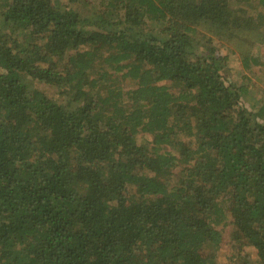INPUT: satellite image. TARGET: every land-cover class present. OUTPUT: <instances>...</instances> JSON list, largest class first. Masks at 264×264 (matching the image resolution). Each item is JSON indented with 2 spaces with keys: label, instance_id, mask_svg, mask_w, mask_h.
<instances>
[{
  "label": "trees",
  "instance_id": "obj_1",
  "mask_svg": "<svg viewBox=\"0 0 264 264\" xmlns=\"http://www.w3.org/2000/svg\"><path fill=\"white\" fill-rule=\"evenodd\" d=\"M67 1L0 4V264H219L226 221L264 264V106L213 41L264 43L250 0Z\"/></svg>",
  "mask_w": 264,
  "mask_h": 264
},
{
  "label": "rangeland",
  "instance_id": "obj_2",
  "mask_svg": "<svg viewBox=\"0 0 264 264\" xmlns=\"http://www.w3.org/2000/svg\"><path fill=\"white\" fill-rule=\"evenodd\" d=\"M61 4L63 3L68 8H79L80 4L75 2H68L67 0H58ZM2 0H0V4ZM97 4L94 3L89 8L94 10ZM242 8H245L247 13L254 17L256 20L261 21V26L258 29V33L264 34V8L256 6L255 0H250L248 4H242ZM149 28L156 31L158 27L154 23H150ZM201 32L197 33V40L201 39L202 34L205 33L204 27H198ZM211 30V29H210ZM1 31V29H0ZM215 40V41H214ZM260 36L257 33H239L236 37H224V36H213V41L218 46L222 45V53H226L228 56L226 66V78L229 82L236 86L246 87L248 94L251 96L250 106L254 104L253 112H258L260 106H264V43L260 42ZM219 47V46H218ZM233 50V51H232ZM230 51V52H229ZM251 53L257 60L255 65H251L249 69H244L240 61L241 56ZM250 54V55H251ZM168 85L170 82H163ZM125 87H129V83H122ZM33 87L43 91L47 96L54 97L57 100H63L64 97L60 93L59 89L53 86H46L41 82H32ZM175 90L178 88L177 85L173 87ZM173 89V90H174ZM248 95V96H249ZM251 111V109H250ZM262 116L256 117V121L264 123V109L261 110ZM186 138V137H184ZM138 144L150 147L151 135L145 132H138L135 136ZM166 150H173L172 145L164 146ZM181 164H177L171 169L170 172L163 175V179L166 184L171 187L179 182L181 178ZM223 223V222H222ZM220 224L218 229L222 231V240L218 247L215 249L216 262L219 264H240L238 256L240 252L237 250L236 243L233 242L231 237V226L227 224V221ZM232 241V242H231ZM244 254H247L246 258L249 264H253L255 259L254 250L246 246L243 249ZM238 262H237V261ZM233 262V263H232Z\"/></svg>",
  "mask_w": 264,
  "mask_h": 264
}]
</instances>
